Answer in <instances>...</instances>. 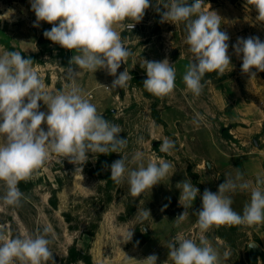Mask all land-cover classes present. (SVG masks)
Returning a JSON list of instances; mask_svg holds the SVG:
<instances>
[{
    "label": "rangeland",
    "instance_id": "rangeland-1",
    "mask_svg": "<svg viewBox=\"0 0 264 264\" xmlns=\"http://www.w3.org/2000/svg\"><path fill=\"white\" fill-rule=\"evenodd\" d=\"M205 3L211 5L210 11H219L221 30L230 37L231 54L236 55L232 45L238 38L259 37L264 41V21L256 19L258 13L247 0H205ZM150 4L143 20L136 24L138 29L122 31L121 37L133 52L155 38L156 59L170 60L175 50L179 54L186 46L184 25L161 22L155 11L156 0H150ZM9 9L14 10V14L0 20V54L5 50L20 51L24 58L33 60L34 68L49 92L64 90L69 84L64 68L77 53L45 38L43 33L51 29V24L40 22L33 26L36 17L29 0H0V16ZM187 48L190 64L193 54L188 45ZM144 56L142 53L140 58L145 59ZM239 57V73L242 74V54ZM125 68L133 78L125 88L108 91L100 87L98 84L110 86L114 79L104 70L94 74L81 70L76 81L87 92V98L96 105L97 111L105 119L120 125V136L128 140L127 148L119 154H93L95 158L89 154L82 173L75 171L80 165L70 164L67 159L53 154L34 178L19 183L18 187L28 200L20 208L0 211V225L7 226L12 237L22 236L25 230L34 235L45 226L51 227L55 239L50 247L55 264H77L69 260L73 248L81 255H90L93 264H134L125 255L142 259L151 254L158 256L157 264H165L167 260L172 264L168 259L167 243L177 234L197 243L204 235L218 250L220 264H251L247 257L250 243H257L264 252V224L222 225L202 234L196 223L198 218L192 213L202 207L200 197L204 190L217 192L224 179L235 176L236 169L253 184L257 172L262 170L264 72L252 69L256 76L254 79L246 77L248 81L244 75L232 77L231 72L222 76L212 73L211 77L205 76L199 97L193 96L183 78H179L175 80L174 92L161 98L143 88L147 75L139 64L133 67L132 58L127 65L122 63L118 74ZM236 83L240 87L239 93L234 90ZM39 110L47 112L43 102H40ZM197 114L202 119L194 123ZM42 127L47 128L46 124ZM227 129L229 136L223 134ZM140 137L144 139L143 144L137 142ZM164 137L175 141L171 155L159 150ZM136 151L145 153V164L148 158L154 162L164 159L171 161L174 168L161 184L133 197L126 182L109 187L107 173L113 161L121 158L128 161ZM252 164L255 168H250ZM128 166L136 167L135 164ZM185 179H190L200 193L188 209L189 216L176 222L184 211L176 185ZM55 192L57 205L53 206L51 200ZM3 193L0 182V195ZM230 195L233 209L242 213L244 205L250 201V191ZM138 206L150 210L152 220L135 222ZM128 230H134L132 241L120 243ZM145 235L149 237L143 243ZM225 251L230 253L227 260L223 257ZM83 264L86 263L83 261ZM259 264L264 263L259 259Z\"/></svg>",
    "mask_w": 264,
    "mask_h": 264
},
{
    "label": "clouds",
    "instance_id": "clouds-1",
    "mask_svg": "<svg viewBox=\"0 0 264 264\" xmlns=\"http://www.w3.org/2000/svg\"><path fill=\"white\" fill-rule=\"evenodd\" d=\"M29 2L36 17L33 26L40 22L51 24V29L43 33L45 38L77 54L64 68L68 86L56 93L47 90L31 58H24L20 51L5 50L0 54V182L4 189L0 195V211L22 207L28 197L18 187L19 183L34 178L53 154L67 159L70 164L80 165L75 171L82 173L89 154H119L127 148L128 140L120 136V125L105 119L97 111L96 105L87 98V92L77 85L76 78L81 70L93 74L104 70L114 79L110 86L98 84L100 87L108 91L127 87L133 79L128 68L119 74L118 70L122 63L127 65L135 53L126 46L121 32H131L152 6L150 0ZM247 2L258 13L256 19L264 21V0ZM210 8L205 0H193L191 4L188 0H156L155 5L161 22L184 25L185 43L193 54V60L187 66L183 82L195 97L202 94L207 73L222 76L231 67L228 55L230 37L221 30L222 18ZM13 14L14 10L9 9L0 16V20L9 19ZM232 47L237 56L242 54L243 73L254 79L256 72L252 69L264 72V41L259 37L238 38ZM133 64L135 67V60ZM139 65L146 71L143 88L147 92L161 98L174 92L176 69L167 58L150 61L141 57ZM40 102L47 107V112L39 110ZM197 117L194 123L202 119L198 114ZM42 124H46V130ZM137 142L143 144V137ZM174 148L175 141L164 137L159 150L171 155ZM129 164L136 167L129 168ZM173 168V163L164 159L154 162L148 158L145 164V153L136 151L128 161L125 158L113 161L110 179L118 185L126 182L130 195L138 197L161 184ZM176 187L180 191L179 203L183 201L184 211L175 221L182 222L189 216L188 209L192 208L200 190L190 179L177 183ZM237 191H250V201L244 205L242 213L232 207L230 194ZM200 198L202 207L192 215L198 218L196 223L202 234L222 225L264 224V176L258 175L253 184L236 169L235 176L224 179L217 192L205 189ZM150 218V210L138 206L135 222L144 223ZM51 234L52 228L45 226L34 235L25 230L22 236L12 237L8 227L0 225V264H55L50 247L55 237ZM133 236L134 230H128L119 242H131ZM167 249L172 264L221 262L218 250L204 235L197 243L177 234L168 241ZM229 255L225 251L224 259L227 260ZM125 257L134 264H157L158 260L156 254L142 259ZM77 264H83V261Z\"/></svg>",
    "mask_w": 264,
    "mask_h": 264
},
{
    "label": "crops",
    "instance_id": "crops-1",
    "mask_svg": "<svg viewBox=\"0 0 264 264\" xmlns=\"http://www.w3.org/2000/svg\"><path fill=\"white\" fill-rule=\"evenodd\" d=\"M218 12L219 11L217 10L216 13L219 14ZM135 27H136V30H137L138 29V25H136ZM184 38H185V36H184ZM142 40H144V39H142ZM156 47H157V42H156L155 38H152V40L146 46L139 47L134 52L135 56L132 58V60H135L136 63H137L135 66H137L139 64L140 55L142 53H145V56H144L145 59L150 60V61L151 60L158 61L156 59V56H155V52H156V49H157ZM187 51H188V48H187V44H186V46H184L181 50H179V54H178V51L175 50L173 52L170 60H169L170 64H173L175 69H176V79H178V80H179V78H183V75L185 74L187 66L189 65V58L187 56ZM228 55L230 56L231 67L228 70H226V72H231L232 77H235V78H238L240 75H244L245 78L250 76L249 74L243 73L242 71H241L242 74L239 73L240 70H241V68H239V65H240V62H241L240 61L241 59H239L240 58L239 56H237L235 54H231L230 51H228ZM133 67H134V64H133ZM145 74H146V71H145ZM248 79L249 78H246V81H248ZM235 86L236 87H234V90H237L236 92L239 93L240 87L238 86V83H236ZM183 92H186V91H183ZM261 156H263L262 157L263 166H262V170L257 172L256 177L258 175L259 176H264V149L262 150ZM250 168H255L254 164L250 165Z\"/></svg>",
    "mask_w": 264,
    "mask_h": 264
},
{
    "label": "trees",
    "instance_id": "trees-1",
    "mask_svg": "<svg viewBox=\"0 0 264 264\" xmlns=\"http://www.w3.org/2000/svg\"><path fill=\"white\" fill-rule=\"evenodd\" d=\"M191 3H189V4H191ZM159 22H160V19L158 18L157 19L158 26H159ZM124 36H125V34H124ZM206 76L207 77H211L212 76V73H207ZM223 134L225 136H229V130L228 129L227 130H223ZM110 177H111V171H109L107 173V181H108V186L113 188L117 184L114 183L110 179ZM55 198H56V192L54 193V198L51 200L53 206H56L57 205V203L55 201ZM109 201H111V199ZM148 237H149L148 235H145L144 236L143 243L148 241ZM247 257H248V261L251 264H259V259L262 260L263 263H264V252L263 251L261 253H254L253 251H249L248 250ZM69 260H70V262L84 261L86 264H93L90 255H81L80 253H78L76 251L75 248H73V249L70 250V252H69Z\"/></svg>",
    "mask_w": 264,
    "mask_h": 264
},
{
    "label": "water",
    "instance_id": "water-1",
    "mask_svg": "<svg viewBox=\"0 0 264 264\" xmlns=\"http://www.w3.org/2000/svg\"><path fill=\"white\" fill-rule=\"evenodd\" d=\"M249 251H253L254 253H261L262 249L260 248V246L257 243H250Z\"/></svg>",
    "mask_w": 264,
    "mask_h": 264
},
{
    "label": "bare ground",
    "instance_id": "bare-ground-1",
    "mask_svg": "<svg viewBox=\"0 0 264 264\" xmlns=\"http://www.w3.org/2000/svg\"><path fill=\"white\" fill-rule=\"evenodd\" d=\"M22 11V10H21ZM23 14H26V11L25 10H23Z\"/></svg>",
    "mask_w": 264,
    "mask_h": 264
}]
</instances>
